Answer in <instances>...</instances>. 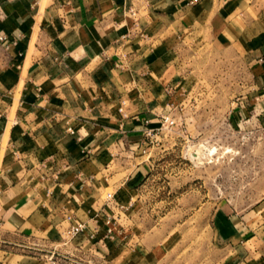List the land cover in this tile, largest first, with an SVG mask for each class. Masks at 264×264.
Wrapping results in <instances>:
<instances>
[{
    "label": "crops",
    "instance_id": "obj_1",
    "mask_svg": "<svg viewBox=\"0 0 264 264\" xmlns=\"http://www.w3.org/2000/svg\"><path fill=\"white\" fill-rule=\"evenodd\" d=\"M192 1L0 0V264H264V199L148 212L163 116L264 125V0Z\"/></svg>",
    "mask_w": 264,
    "mask_h": 264
},
{
    "label": "rangeland",
    "instance_id": "obj_2",
    "mask_svg": "<svg viewBox=\"0 0 264 264\" xmlns=\"http://www.w3.org/2000/svg\"><path fill=\"white\" fill-rule=\"evenodd\" d=\"M218 81L216 78L210 83L216 85ZM227 81V86L233 88L234 82L229 78ZM218 109L188 110L185 115L172 118L174 125L161 126L152 155L156 166L153 176L160 184L156 192L164 205H147L148 212L155 210L162 217L174 213L178 220H185L191 213L203 214L205 200L211 202L206 208L213 217L220 208L233 214L248 211L263 201L264 125L250 119L238 127L229 125ZM177 181L192 184L201 204L189 209L171 203V183ZM220 202L225 205L220 206Z\"/></svg>",
    "mask_w": 264,
    "mask_h": 264
},
{
    "label": "built area",
    "instance_id": "obj_3",
    "mask_svg": "<svg viewBox=\"0 0 264 264\" xmlns=\"http://www.w3.org/2000/svg\"><path fill=\"white\" fill-rule=\"evenodd\" d=\"M198 0H193L192 3L197 2ZM135 15V13H132ZM0 40L6 42L5 37H0ZM175 121L169 116H163L162 128L166 125H174ZM148 136L152 135L151 131L147 133ZM86 229L85 223L77 222L72 225L67 231L66 236L70 239L81 235ZM48 260L54 264H90L85 262L83 259L75 257L73 255L62 253L56 248H53L49 253Z\"/></svg>",
    "mask_w": 264,
    "mask_h": 264
}]
</instances>
